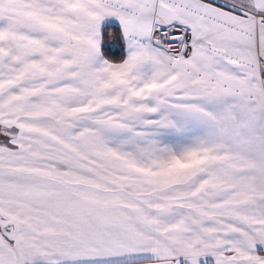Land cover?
I'll return each mask as SVG.
<instances>
[{"label": "snow or ice", "instance_id": "snow-or-ice-1", "mask_svg": "<svg viewBox=\"0 0 264 264\" xmlns=\"http://www.w3.org/2000/svg\"><path fill=\"white\" fill-rule=\"evenodd\" d=\"M0 264H264V0H0Z\"/></svg>", "mask_w": 264, "mask_h": 264}]
</instances>
